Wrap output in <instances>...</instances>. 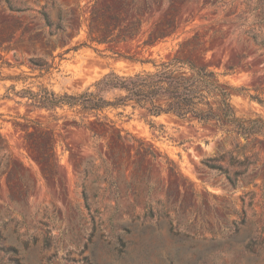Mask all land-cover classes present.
I'll use <instances>...</instances> for the list:
<instances>
[{"label":"rangeland","instance_id":"1","mask_svg":"<svg viewBox=\"0 0 264 264\" xmlns=\"http://www.w3.org/2000/svg\"><path fill=\"white\" fill-rule=\"evenodd\" d=\"M11 1L19 8L28 1L35 11L11 12L0 0V25L20 26L10 46L0 50V247L18 252L5 256L0 251V264L16 259L20 264H264V137L245 139L228 132L229 126L169 114L154 117L127 106L105 112L114 122L110 130L120 132L124 143L114 147L113 159L105 139L96 141L73 124L83 120L92 129L93 116L3 98L11 85L77 94L111 71L153 70L151 63L141 65L114 52L136 53L159 64L197 34L200 46L192 53L185 50L184 57L207 66L221 82L247 89L231 92L235 115L264 122V0H147L138 37L112 51L81 43L87 40L91 10L117 0ZM43 6L51 21L57 22L58 12L62 16L63 32L51 39L53 51L38 41L28 43L21 33L24 27L43 26L36 12ZM172 7L175 32L142 48ZM134 14L131 10L129 19ZM31 58L53 68L37 77ZM16 77L20 80L10 79ZM36 130L53 136L59 165L52 176L42 174L27 147V133ZM139 143L156 154L155 161L136 155ZM220 155L223 159L210 163L219 169L204 165ZM171 162L175 174L168 169ZM85 167L92 171L85 181L87 204L78 174Z\"/></svg>","mask_w":264,"mask_h":264},{"label":"trees","instance_id":"2","mask_svg":"<svg viewBox=\"0 0 264 264\" xmlns=\"http://www.w3.org/2000/svg\"><path fill=\"white\" fill-rule=\"evenodd\" d=\"M185 2L187 0H179ZM9 11L11 12H28L35 11L28 1L22 4V7H16V3L11 0H5ZM150 3L144 0L143 3L135 0H117L114 5L105 3L100 7H94L87 21V40L81 43V46H107V50L112 51L120 45L128 44L135 40L142 25L141 14L146 12ZM133 10L134 16L129 19V12ZM43 26L36 30L22 28L21 33L27 35V42H40L46 49H54V36L63 32L60 24L62 20L61 13L57 14V22L51 21L46 6L36 11ZM176 8L172 7L168 13L155 25L154 29L148 34L141 46L150 48L157 42L165 39L177 29L174 13ZM47 29V32L43 29ZM20 29L18 23H8L0 25V50L5 45L10 46L16 32ZM198 35L195 34L178 44L173 56L159 64L149 59L136 57L134 54H123L114 52L118 57L127 59L131 62L140 63L141 65L151 63L153 70H141L129 75H119L113 71L105 74L96 80L90 87L77 94L63 92L55 93L45 85L37 86V91L25 87L16 90L15 85L6 89L3 98H19L25 101V104L37 109L46 110H67L75 111L83 115H91L95 119L90 122L92 129L83 120L79 122L73 120L77 127L83 126L85 130L91 133V138L96 141L105 139L104 146L111 152V158H116L114 147L123 145V138L120 132L114 134L110 129L114 127L107 111H122L127 107L142 108L148 111L150 116H160L169 114L179 120L194 119L202 124L213 122L216 126L224 128L229 126L228 132H235L238 136L245 139L252 136L264 137V122L259 119L242 120L239 119L230 103L231 92H248L245 88H233L227 83L221 82L219 76L205 65H197L193 61L184 57L185 50L192 53L198 49L200 42L197 41ZM252 39L261 47L263 42H257L255 37ZM76 48V47H74ZM53 51V50H52ZM51 51V52H52ZM52 55V54H51ZM31 71L38 72L37 77H42L49 73L53 68L52 64L31 58ZM227 73L234 71L233 66L227 68ZM20 80V78H10ZM250 100L258 103L263 101L258 96L249 95ZM122 116V112L117 113ZM100 116L104 120H100ZM103 129L100 131V129ZM26 143L28 149L35 156L40 165L41 172L44 176H52L54 167L59 165V159L55 153V143L50 131H34L27 133ZM136 155L141 158L149 157L152 161L156 160V154L150 148H144L139 143L135 149ZM160 157V154H158ZM223 159V155L208 159L204 165L210 169H219L212 161ZM172 174H175L174 166L168 167ZM92 171L85 167L78 174L82 176L83 198L87 204V193L85 181ZM144 174H148V169ZM10 179H7L10 190L12 189ZM7 239H3L5 242ZM35 245V242L33 243ZM49 244L44 242L43 248ZM0 251L8 256L9 252L18 253L17 249L12 246H1ZM23 261V257H21ZM16 259L15 264H20Z\"/></svg>","mask_w":264,"mask_h":264}]
</instances>
